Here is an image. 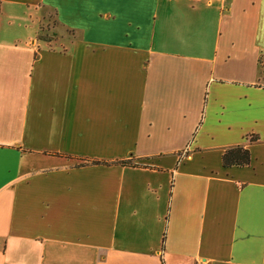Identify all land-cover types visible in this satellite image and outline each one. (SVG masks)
<instances>
[{
	"label": "crops",
	"instance_id": "0c3cea01",
	"mask_svg": "<svg viewBox=\"0 0 264 264\" xmlns=\"http://www.w3.org/2000/svg\"><path fill=\"white\" fill-rule=\"evenodd\" d=\"M0 264H264V0H0Z\"/></svg>",
	"mask_w": 264,
	"mask_h": 264
},
{
	"label": "trees",
	"instance_id": "16d2710c",
	"mask_svg": "<svg viewBox=\"0 0 264 264\" xmlns=\"http://www.w3.org/2000/svg\"><path fill=\"white\" fill-rule=\"evenodd\" d=\"M229 159H232L231 162L233 163H239V164L247 163L250 159L249 151L242 147H236V148L230 149L224 154V163L230 164L231 162H229ZM120 163L124 165L131 164L129 160H123V161H120Z\"/></svg>",
	"mask_w": 264,
	"mask_h": 264
},
{
	"label": "rangeland",
	"instance_id": "374dc122",
	"mask_svg": "<svg viewBox=\"0 0 264 264\" xmlns=\"http://www.w3.org/2000/svg\"><path fill=\"white\" fill-rule=\"evenodd\" d=\"M44 27H47V23H46V25Z\"/></svg>",
	"mask_w": 264,
	"mask_h": 264
}]
</instances>
